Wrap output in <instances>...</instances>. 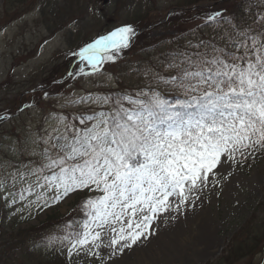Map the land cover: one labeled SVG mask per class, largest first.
Segmentation results:
<instances>
[{"label": "snow or ice", "instance_id": "1", "mask_svg": "<svg viewBox=\"0 0 264 264\" xmlns=\"http://www.w3.org/2000/svg\"><path fill=\"white\" fill-rule=\"evenodd\" d=\"M225 12L205 17L206 25L220 31L214 40L189 41L190 50L166 57V75L146 68L141 73L147 77L145 86L134 94L102 98L111 101L109 111L80 118L79 126L61 118L57 126L30 130L10 146L14 155L32 157L22 162L24 171L17 167L8 173L14 181L34 177L37 187L56 193L57 202L79 190L99 193L81 206L88 219L73 231L69 254L103 244L111 249V261L116 252L151 234V220L168 210L171 197L187 203L185 189L191 192L198 181L207 182L222 158L226 162L238 152L243 156L249 149H264V15L241 28ZM134 36L133 26L125 24L74 54L95 69L115 61ZM161 87L175 93L171 100ZM30 106L24 102L19 110ZM11 116L0 115V121ZM105 225L115 233H106L107 242L101 236ZM88 255L100 252L90 249Z\"/></svg>", "mask_w": 264, "mask_h": 264}, {"label": "rangeland", "instance_id": "2", "mask_svg": "<svg viewBox=\"0 0 264 264\" xmlns=\"http://www.w3.org/2000/svg\"><path fill=\"white\" fill-rule=\"evenodd\" d=\"M67 1L31 0L21 10L7 16L2 11L0 0V115L12 114L8 120L0 122V181H3L0 205L10 208L9 224L16 217L25 215L35 201L54 200L56 195L53 191L37 187L34 177L14 181L8 175L17 167L24 171L23 164L32 159L28 155H14L15 148L10 151V146L22 141L30 130L36 133L43 127L57 126L61 118L64 123L79 126L80 118L87 119L95 113L109 111L111 101L103 103L102 98H114L125 92L134 94L138 88L145 86L147 79L133 74L138 68V59L142 57L139 54L141 48L161 41L163 36L200 24L202 18L217 11L211 7L215 0H110L104 13L100 14L99 11L93 12L94 8L100 9L99 0L92 3L89 0L88 5L75 6L71 13L66 9ZM191 5L199 10L190 18L181 16L171 25L157 24L152 32L138 35L132 42L131 51L119 52L115 61H104L95 69L85 61L72 66L79 57L74 53L90 43L99 30H105L110 23L108 20L112 19V25L130 23L136 33L147 19L161 21L171 8H189ZM148 7L150 9L144 13L142 21L133 19V14L138 13L136 11L147 10ZM168 49L173 50L171 47ZM165 53L163 49L160 53L155 52L153 60L163 63ZM126 56L129 64L121 67L119 62ZM68 65L73 67V75H68L55 86H47L63 77ZM162 69L166 71L164 67ZM120 76H124L122 84L119 83ZM41 87V91L33 92V89ZM22 100L31 102V106L23 111L17 109ZM248 159V164L240 161L239 152L234 160L223 162L222 158V163L209 174L207 182L198 181L191 192L185 189L187 203L179 204V197H171L168 210L158 212L151 220V234L146 232L142 239L123 253L116 252L111 261L108 259L111 249L104 248L103 244L100 249L85 245L83 250H71L70 264H207L215 260L230 238L264 202V159L252 154ZM25 183H28L29 196L24 200V189L19 190L18 187ZM96 194L87 190L70 193L46 212L65 215L76 202L82 206L84 201ZM46 212L30 224L44 219ZM111 223L119 227L115 221ZM25 224L27 227L28 223ZM19 227L24 228V223L14 229ZM93 228L100 231L95 225ZM106 233L115 236V233H109V225H105L101 232L105 242L108 240ZM90 249L100 252V256L88 255ZM263 259V255H256L253 259H243L235 264H260Z\"/></svg>", "mask_w": 264, "mask_h": 264}, {"label": "trees", "instance_id": "3", "mask_svg": "<svg viewBox=\"0 0 264 264\" xmlns=\"http://www.w3.org/2000/svg\"><path fill=\"white\" fill-rule=\"evenodd\" d=\"M25 0H4L3 9L7 13L15 9L16 4ZM144 1V0H143ZM218 1V0H215ZM220 1V0H219ZM218 5L211 6L217 11L226 10L224 13L230 18L232 24H238L241 28L247 24H252L255 17L264 15V0H221ZM147 10L136 13V18L142 21L144 13ZM195 11V10H193ZM193 11L176 9L167 18L166 21H154L147 19L143 24L146 27L145 32H152L155 26L171 25L177 18L183 16L190 18ZM149 13V12H148ZM148 16V14H147ZM150 17V16H149ZM227 27V24L224 25ZM220 35V31L214 29L211 25H206L205 20L200 25H195L184 31H177L176 34L163 36L161 41L139 50L143 59H140L139 68L133 74H139V70L146 65V68L154 66V71H159L163 63L157 59L153 60L155 52L160 53L162 49L166 52V57L175 53L178 49H187L189 41L196 44L203 39L214 40ZM173 48L169 51L168 48ZM163 94L172 99L175 93L170 89L164 88ZM248 152L258 154L264 157V149H249ZM25 197L29 196L27 190L24 191ZM49 201L39 199L28 210L23 221L34 218L40 210L47 207ZM9 209L0 205V264H69L67 255L70 245V238L74 230H81L75 226V220L79 216L77 208L71 210L66 215L50 214L45 220L38 225L30 226L24 229L14 230L15 225L19 222H8ZM20 220V219H19ZM10 230V231H9ZM264 250V202H261L254 214L240 229L233 235L222 254L214 261L208 264H235L243 258L252 257Z\"/></svg>", "mask_w": 264, "mask_h": 264}, {"label": "bare ground", "instance_id": "4", "mask_svg": "<svg viewBox=\"0 0 264 264\" xmlns=\"http://www.w3.org/2000/svg\"><path fill=\"white\" fill-rule=\"evenodd\" d=\"M207 222H209V220L207 219ZM203 225H205V224H203ZM204 227V226H203ZM203 229V228H202ZM201 233H202V231H200ZM204 233L206 232V231H203Z\"/></svg>", "mask_w": 264, "mask_h": 264}]
</instances>
